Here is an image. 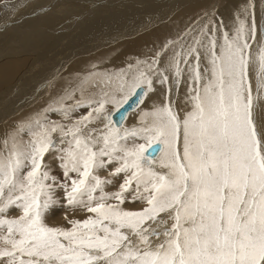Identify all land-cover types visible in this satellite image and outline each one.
<instances>
[{
	"label": "snow or ice",
	"instance_id": "snow-or-ice-1",
	"mask_svg": "<svg viewBox=\"0 0 264 264\" xmlns=\"http://www.w3.org/2000/svg\"><path fill=\"white\" fill-rule=\"evenodd\" d=\"M199 5L119 67L61 65L0 128V264H264V0Z\"/></svg>",
	"mask_w": 264,
	"mask_h": 264
},
{
	"label": "bare ground",
	"instance_id": "bare-ground-1",
	"mask_svg": "<svg viewBox=\"0 0 264 264\" xmlns=\"http://www.w3.org/2000/svg\"><path fill=\"white\" fill-rule=\"evenodd\" d=\"M50 2L0 0V5L16 6L7 11L0 8V119L3 121L18 120L40 109L47 100L41 85L61 65L68 71H76L104 58L106 63L119 67L126 57L134 59L154 40L172 31L174 25L160 24L159 20L171 16L183 24L200 6L199 0H67L56 9H49ZM243 2L221 0V11L227 15L234 5ZM42 7L46 14L38 11ZM149 17L155 26L143 31L142 26L148 27ZM21 99L24 105H20ZM7 100H17L19 106L12 109L15 106H9ZM131 122L130 117L126 125ZM4 126L0 121V128ZM56 210L46 215L45 222L53 220L49 226L64 225L61 219H49ZM86 215L83 211L70 219H83ZM55 216L59 217L56 213Z\"/></svg>",
	"mask_w": 264,
	"mask_h": 264
},
{
	"label": "rangeland",
	"instance_id": "rangeland-1",
	"mask_svg": "<svg viewBox=\"0 0 264 264\" xmlns=\"http://www.w3.org/2000/svg\"><path fill=\"white\" fill-rule=\"evenodd\" d=\"M257 16H258V18H259V11L257 10ZM255 67H256V65L254 64L253 65V89H254V93H255V75H254V70H255ZM24 99V98H23ZM23 99H21L20 101V105H24L25 104V101H23ZM4 102H6V101H4ZM10 101L9 100H7V102L6 103H9ZM13 102V103H12ZM12 102H10L9 103V106H12V105H14L15 107H13L12 109H15L17 106H19V104L17 105V103H18V101L16 100V101H12ZM24 102V103H23ZM35 104V103H34ZM17 105V106H16ZM31 105V104H30ZM7 107V110L10 108V107ZM27 107H30V106H27ZM7 110H6V113H7ZM19 111H22V110H19ZM2 114V113H1ZM14 116V115H13ZM10 117V116H9ZM0 118H1V116H0ZM6 118H8V115L6 116ZM254 118H255V120H256V124H257V127L259 128V127H261V126H264V98H261V99H259L256 103H255V105H254ZM0 121H1V123L2 124H5V122L7 121V120H2V119H0ZM132 123V122H131ZM131 123L130 124H127L126 126H131ZM100 175L101 176H106L107 175V173H105V172H101L100 173ZM116 189L115 188H112V187H109L108 189H107V191H115ZM125 207H127V208H133V209H136V208H139V207H141V205H139V204H137V205H131V204H126L125 205ZM83 212V210H80V209H75V210H73V209H65V208H58L56 211H55V213L57 214V215H59V217H57V216H55V213H54V215L53 216H51L49 219H56V220H60L61 219V222H62V224H64V225H61L60 227H67L69 224H66L67 223V220L65 219V215L67 214V216H68V219H70V218H72V217H76V216H78L80 213H82ZM46 221V220H45ZM49 222L51 223V222H53V220H50V221H48V222H46L48 225H49Z\"/></svg>",
	"mask_w": 264,
	"mask_h": 264
}]
</instances>
